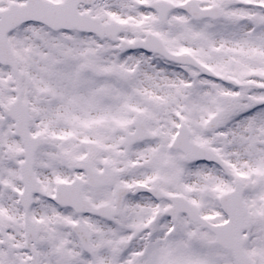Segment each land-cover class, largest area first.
Masks as SVG:
<instances>
[{
	"label": "snow or ice",
	"instance_id": "obj_1",
	"mask_svg": "<svg viewBox=\"0 0 264 264\" xmlns=\"http://www.w3.org/2000/svg\"><path fill=\"white\" fill-rule=\"evenodd\" d=\"M0 264H264V0H0Z\"/></svg>",
	"mask_w": 264,
	"mask_h": 264
}]
</instances>
